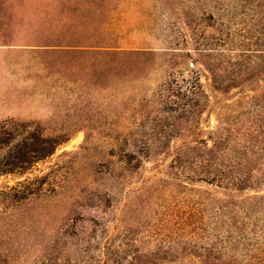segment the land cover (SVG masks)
Instances as JSON below:
<instances>
[{
	"label": "rangeland",
	"instance_id": "374dc122",
	"mask_svg": "<svg viewBox=\"0 0 264 264\" xmlns=\"http://www.w3.org/2000/svg\"><path fill=\"white\" fill-rule=\"evenodd\" d=\"M259 27L242 0H0V122L13 118L26 124L25 135L58 142L52 155L26 172L0 175V191L25 178L50 174L55 191L87 188L102 193L110 205H86L91 200L80 196L64 221L54 223L53 217L36 231L16 227L12 214L19 210L13 209L14 200L0 195V264H100L101 255L112 264L109 251L120 244L124 228L138 227L144 213L156 211L161 203L169 160L164 155L143 159L119 186L109 175L108 153L125 143L123 134L135 120L165 118L159 109L170 82L197 76L211 94V107L190 120L176 122L169 116L160 125L183 135L155 143L176 147L206 138L217 123L220 103L240 90L213 89L206 53L212 57L258 48L254 42ZM232 40L236 46L228 49ZM260 78L238 80L252 83L247 86L252 90L263 88L264 65ZM179 180L188 181L185 176ZM188 184L222 197L264 192V187L230 191L204 180ZM144 233L138 229L135 236L137 251L155 247ZM183 245L179 254L155 264H204L206 237ZM132 255L124 254L123 262Z\"/></svg>",
	"mask_w": 264,
	"mask_h": 264
},
{
	"label": "trees",
	"instance_id": "16d2710c",
	"mask_svg": "<svg viewBox=\"0 0 264 264\" xmlns=\"http://www.w3.org/2000/svg\"><path fill=\"white\" fill-rule=\"evenodd\" d=\"M242 2L259 20L254 42L258 48H247L232 55L230 52L216 53L212 57L206 53V72L211 75L213 89L228 92L240 88L220 103L217 123L206 133V138L193 139L176 147L155 143L157 139L183 135V131H170L166 124L160 125L169 116L176 122L190 120L203 113L205 107H211V94L207 90L205 93L197 76L183 79L181 83L170 82L165 88L168 94L162 96L164 100L159 109L166 112L165 118H149L147 115L146 120H135L123 134L125 143L116 145L107 155L111 158L109 175L119 186L125 185L140 168L143 159L164 155L169 160V178L163 179L160 187L164 193L161 203L156 211L144 213V220L138 227L127 225L124 228L120 244L108 250L114 256L112 264H155L164 257L176 256L184 248L183 244L197 237H206L204 264H264V192L259 190L241 198L222 197L209 191L204 194L188 184L189 180H204L230 191L264 187V87L252 90L247 87L252 83L238 80L242 76L260 78L261 75L264 65V0ZM235 44L230 41L228 49H234ZM25 126L24 122L13 118L0 122V175L24 173L54 153L58 145L56 140L25 135L28 132ZM130 144L132 149L124 148ZM82 148L85 153L90 152L89 146ZM49 175L25 178L8 190L0 191V195L14 200L12 207L19 210V213L12 214L16 227L37 231L53 217L57 216L54 223L64 221L72 210V202L80 196L91 200L85 201L86 205L110 207L108 199L100 196L102 193L87 188L75 187L72 193L66 192L67 188L62 192L55 191L50 187ZM181 176L188 181H180ZM27 203L34 204L28 209L21 208ZM123 221L120 219L118 223L121 225ZM138 229L146 232L147 241L155 242L153 249L137 251L134 241ZM128 252L133 255L125 263L124 254ZM108 258L101 255L99 263L107 264Z\"/></svg>",
	"mask_w": 264,
	"mask_h": 264
}]
</instances>
